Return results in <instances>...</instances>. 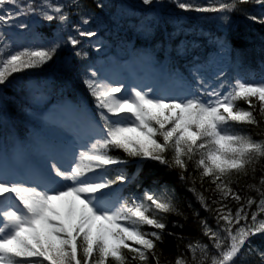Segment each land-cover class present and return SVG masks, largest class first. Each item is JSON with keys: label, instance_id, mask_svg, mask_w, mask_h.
Listing matches in <instances>:
<instances>
[{"label": "snow or ice", "instance_id": "snow-or-ice-1", "mask_svg": "<svg viewBox=\"0 0 264 264\" xmlns=\"http://www.w3.org/2000/svg\"><path fill=\"white\" fill-rule=\"evenodd\" d=\"M174 2L183 10L222 14L236 11L239 4L264 6V0H210L208 6L189 0ZM142 3L152 5L154 0ZM73 6L81 7L79 0H40L38 4L27 0L23 5L22 0H0V85L15 73L43 67L60 47L52 42L47 47L13 49L7 28H26L25 23L16 21L30 14L67 23L69 13L64 9ZM248 18L264 24V15ZM222 19L228 21L229 17L223 15ZM88 22L82 18L83 24ZM77 32L80 37L96 35L93 31ZM67 43L76 47L81 41L70 35ZM222 75L206 78L196 69L194 90L167 97L152 94L151 88H132L123 95V85L101 79L97 71L89 69L84 84L96 101L100 130L70 166L53 160L45 182L10 181L0 176V264H161L158 244L164 242L165 216L183 215L176 192L167 185L159 190L147 188L140 195L114 192L113 185L131 184L136 178L123 168L110 177L111 166L129 162L114 156V150L128 158L179 169L181 180L191 179L189 190L201 207L215 215V229L206 220L200 221L211 247L190 241L185 245L190 255H178L174 264H249L247 258L252 253H258L259 264H264V251L252 242V237L264 235V174L258 184L247 185L257 193L258 201L249 196L241 203L244 198L232 187L242 177L256 179L257 171L264 173V138L256 139L233 127L253 126L261 129L258 135L264 137V75L258 80L237 76L228 83ZM240 101L248 107H240ZM189 163L194 164L198 177L185 176ZM197 178L201 185L206 178L214 185L211 191L218 196L212 201L218 205L215 209L203 192L196 191ZM229 198L239 205L234 212L226 203ZM254 204L256 211L249 220L246 209ZM144 226L153 230L145 231ZM173 226L183 227L179 223Z\"/></svg>", "mask_w": 264, "mask_h": 264}, {"label": "trees", "instance_id": "trees-1", "mask_svg": "<svg viewBox=\"0 0 264 264\" xmlns=\"http://www.w3.org/2000/svg\"><path fill=\"white\" fill-rule=\"evenodd\" d=\"M40 0H34L38 4ZM60 3H69L70 0H59ZM81 7H69L64 10L69 13L67 23L58 20L51 22L42 17L30 14L18 18L16 23H25L26 28L15 26L7 28V36L13 49L28 46L31 48L47 47L52 42H58V48L52 61L43 67L15 73L9 77L8 82L0 85V129L7 127L18 138L31 137L41 145L46 144L47 136L39 130L30 127L26 121L33 107L34 101H56L59 96H65L85 107H93L94 97L90 94L84 79L88 70L98 69L102 61L96 56L95 45L102 46L114 54L131 50L135 58L142 56L149 61H166L167 71L183 70L186 73L189 66L213 55L216 49L221 48L229 52L232 59L231 71L236 69L246 78L259 79L264 75V24L254 22L248 17L251 15H264V6L254 3L239 4L236 11L230 13L197 12L194 10L180 9L174 0H154L152 5H144L142 0H79ZM195 5L208 6L210 0H189ZM27 0H22V5ZM6 7L16 10L14 6ZM51 14V13H50ZM223 15L229 17L228 21L222 19ZM82 18L88 19V24L82 23ZM77 29L93 31V37H80ZM74 36L81 41L73 47L67 43L69 36ZM81 55L77 56L76 53ZM192 55H201L199 60H193ZM207 60L203 63L206 65ZM165 64V62H164ZM175 69V70H174ZM239 106L247 108L243 101ZM237 130L253 135L256 139L264 138L258 135L261 129L249 125L234 124ZM5 154L9 155L8 151ZM114 156L129 160L127 165L111 166L109 175H115L116 169L123 168L130 176H135L131 184L113 185V191L128 196L132 193L142 194L147 188L160 189L167 185L174 189L177 195V206L183 213L182 216L167 214L165 223L167 229L164 242L158 244L162 252L161 264L172 261L180 254L190 255L185 245L190 241H201L209 244L211 241L203 234L201 220H206L215 229L216 218L212 212L201 207L195 194L190 191L193 187L191 179L181 180L179 169L168 167L151 160L140 161L138 158H128L122 151L114 150ZM195 175L194 164L189 163L185 176ZM264 173L257 171L256 179L251 176L242 177L232 187L245 203L251 196L259 200V196L247 185L259 183V177ZM195 188L203 192L208 198V203L213 209L218 205L212 201L218 196L211 191V185L206 178L201 185L197 178ZM229 207L236 210L239 205L229 198ZM249 212L256 211L252 205ZM198 214V215H197ZM179 223L183 227H174ZM244 221H241L243 224ZM145 231H152L149 226H144ZM168 232L174 235H168ZM182 238V239H181ZM252 242L260 251H264V235L252 237ZM131 243V242H130ZM214 251V250H213ZM126 254L131 257V253ZM249 264H259L258 253H252L247 258ZM47 264V262H45ZM109 264H113L112 261ZM154 264V262H151Z\"/></svg>", "mask_w": 264, "mask_h": 264}, {"label": "rangeland", "instance_id": "rangeland-1", "mask_svg": "<svg viewBox=\"0 0 264 264\" xmlns=\"http://www.w3.org/2000/svg\"><path fill=\"white\" fill-rule=\"evenodd\" d=\"M226 52L221 50V53H215L212 62H211V71L212 78L215 77L217 73L222 72L225 74L226 70ZM223 61V62H222ZM161 64H148L144 63V68L140 66H132L131 68H125L122 66L120 71L116 74H112L108 80L114 82L117 85H123L122 93L123 95H128L132 88H143L145 90L151 88L152 94L157 96H167V97H175V96H183L188 95L192 90L196 88V81L194 80V72H190L189 74L193 78L194 82L192 84H188L186 82L178 83V81H169L170 78L167 76V80L162 85L161 80L165 76V72L161 70ZM115 71V70H113ZM119 71V70H117ZM201 72V70H200ZM113 73V72H111ZM222 75V76H223ZM206 78L208 75H204ZM226 76V75H225ZM258 80V79H257ZM225 83L228 81L223 80ZM118 94V95H121ZM99 117V115L97 114ZM90 120V119H89ZM36 124H39L36 121ZM41 129L47 133L49 136L57 138L58 148L64 149L69 152L71 155L67 157L59 156L58 161L64 167L70 166L71 162L74 160L75 155L82 150V148L90 142V139L94 137L95 133H97L102 126L95 123L94 120H91L87 125H81L80 123H76L72 127H68L66 125H50L48 123H44L40 125ZM66 142V144H64ZM40 159V158H39ZM38 159V165L40 170H45L47 176L49 175V167L53 160H50L47 156L42 157V159ZM15 168L18 170V173L15 175L9 176L4 165L0 164V176L8 179V180H23L27 182H31L28 176H25V168L18 167L19 165H15ZM35 176V181L37 182H45L46 180L42 177H39L38 172ZM58 186V185H57ZM18 203V202H16Z\"/></svg>", "mask_w": 264, "mask_h": 264}]
</instances>
